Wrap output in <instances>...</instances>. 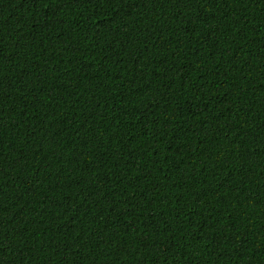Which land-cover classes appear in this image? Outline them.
Here are the masks:
<instances>
[{
    "label": "trees",
    "instance_id": "16d2710c",
    "mask_svg": "<svg viewBox=\"0 0 264 264\" xmlns=\"http://www.w3.org/2000/svg\"><path fill=\"white\" fill-rule=\"evenodd\" d=\"M0 264H264V0H0Z\"/></svg>",
    "mask_w": 264,
    "mask_h": 264
}]
</instances>
